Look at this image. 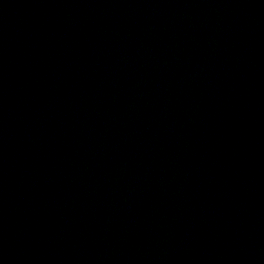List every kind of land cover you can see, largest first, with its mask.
Segmentation results:
<instances>
[{
	"label": "water",
	"instance_id": "obj_1",
	"mask_svg": "<svg viewBox=\"0 0 264 264\" xmlns=\"http://www.w3.org/2000/svg\"><path fill=\"white\" fill-rule=\"evenodd\" d=\"M0 264H264V0H0Z\"/></svg>",
	"mask_w": 264,
	"mask_h": 264
}]
</instances>
